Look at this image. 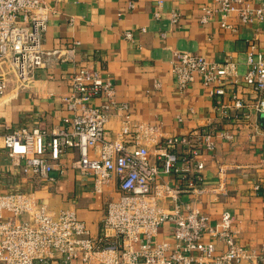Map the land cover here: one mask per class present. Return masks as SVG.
Instances as JSON below:
<instances>
[{
  "label": "built area",
  "instance_id": "2783aa9c",
  "mask_svg": "<svg viewBox=\"0 0 264 264\" xmlns=\"http://www.w3.org/2000/svg\"><path fill=\"white\" fill-rule=\"evenodd\" d=\"M49 13L43 0H0V105L29 87L49 59L74 61L79 42L43 50ZM180 15L172 10V22ZM217 15L224 29H234L233 16L243 24H264V1L214 0L202 8L205 24ZM125 36L131 39L133 33ZM176 55L173 70L181 90L196 80L211 89L216 112L212 124H250L264 134V45H251L244 71L231 58L217 61L191 51ZM68 78L71 92L61 98L70 113L61 124L11 128L3 135L2 150L10 166L38 186L54 185L58 177L52 173L64 175L68 154L75 153L68 165L93 176L95 193L116 184L118 195L107 202L99 233L93 235L72 209L56 212L33 191L0 192V264H264V248L238 240L230 210L215 218L197 205L199 195L226 194L231 167L219 165L218 183L209 186L200 154L213 153L220 138L233 140L235 131L211 124L167 136L160 126L126 113L115 101L113 81L101 70L79 67ZM241 84L250 95L227 90ZM97 98L103 101L96 104ZM115 109L122 125L107 136ZM257 114L262 125L253 118ZM187 193L193 198L185 200Z\"/></svg>",
  "mask_w": 264,
  "mask_h": 264
},
{
  "label": "crops",
  "instance_id": "0c3cea01",
  "mask_svg": "<svg viewBox=\"0 0 264 264\" xmlns=\"http://www.w3.org/2000/svg\"><path fill=\"white\" fill-rule=\"evenodd\" d=\"M50 8L48 26L43 34V50L62 49L77 44L73 62L51 58L36 71L29 87L19 90L0 105V192L33 191L54 211L74 210L86 222L91 233L98 235L106 213L107 202L118 195L116 184L104 193L94 192L93 176L82 175L70 165L75 153L66 159L68 169L58 172L57 182L38 186L33 179L10 166L2 150L3 135L11 128L61 124L70 111L62 96L71 92L68 74L74 69L93 66L109 77L115 86V101L137 121L160 126L167 136L187 135L215 122V99L211 89L200 80L181 90L173 70L177 51L199 53L209 59L231 58L244 71L246 56L252 44L264 45V24H243L233 16L234 29H224L220 16L202 22V8L214 0H43ZM163 1L160 17L155 13ZM264 1V0H259ZM180 12L171 19L172 10ZM142 28L146 30L143 32ZM130 31L133 38L125 33ZM166 35L163 36L162 34ZM227 90L248 94L241 84ZM103 99L94 102L100 104ZM262 125L263 117L254 115ZM122 115L116 109L107 123V136L121 128ZM220 129L224 123H215ZM264 127V125H262ZM236 132L233 140L220 138L213 153L202 151L206 161L205 183H218L219 165L231 167L226 194L199 195L197 205L212 217L230 210L235 217L238 240L251 248H264V134L250 124L231 123ZM69 164V165H68ZM3 166V167H2ZM5 169V170H4ZM260 189L256 190L255 185ZM193 196L185 194L184 199ZM253 264V263H244Z\"/></svg>",
  "mask_w": 264,
  "mask_h": 264
}]
</instances>
